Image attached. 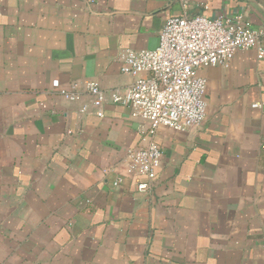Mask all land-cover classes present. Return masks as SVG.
<instances>
[{"label": "crops", "instance_id": "crops-1", "mask_svg": "<svg viewBox=\"0 0 264 264\" xmlns=\"http://www.w3.org/2000/svg\"><path fill=\"white\" fill-rule=\"evenodd\" d=\"M182 14L259 27L264 0H0V264H264L256 48L198 70L206 115L186 130L149 138L126 106L78 114L58 92L129 85L120 53L155 48ZM150 140L162 151L151 181L125 160Z\"/></svg>", "mask_w": 264, "mask_h": 264}, {"label": "built area", "instance_id": "built-area-1", "mask_svg": "<svg viewBox=\"0 0 264 264\" xmlns=\"http://www.w3.org/2000/svg\"><path fill=\"white\" fill-rule=\"evenodd\" d=\"M250 48H256L258 59L264 57V25L254 27L241 19L182 14L166 20L155 48L120 53V71L134 78L129 85L104 89L86 80L82 91L73 84L58 92L70 102H79L78 114L93 111L102 117L107 104L126 106L131 117L148 122L139 130L149 138L159 126L186 130L199 125L206 115V79L198 70L228 67L236 51ZM161 156V148L153 140L130 148L125 159L127 171L151 181ZM148 188L145 182L137 185L138 191Z\"/></svg>", "mask_w": 264, "mask_h": 264}]
</instances>
